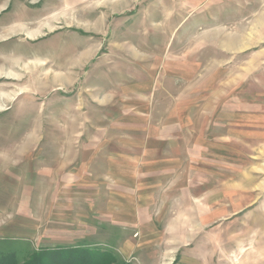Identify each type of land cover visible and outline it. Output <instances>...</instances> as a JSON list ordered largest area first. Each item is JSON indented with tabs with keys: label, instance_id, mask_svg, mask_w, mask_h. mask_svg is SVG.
Listing matches in <instances>:
<instances>
[{
	"label": "rangeland",
	"instance_id": "rangeland-1",
	"mask_svg": "<svg viewBox=\"0 0 264 264\" xmlns=\"http://www.w3.org/2000/svg\"><path fill=\"white\" fill-rule=\"evenodd\" d=\"M150 101L159 118L221 103L234 132L255 129L191 172L198 187L180 173L168 203L141 209L183 231L170 262L264 264V0H0V252L88 246L139 264L119 247L140 211L128 188L113 199L102 156L128 146Z\"/></svg>",
	"mask_w": 264,
	"mask_h": 264
},
{
	"label": "crops",
	"instance_id": "crops-1",
	"mask_svg": "<svg viewBox=\"0 0 264 264\" xmlns=\"http://www.w3.org/2000/svg\"><path fill=\"white\" fill-rule=\"evenodd\" d=\"M218 104L213 107L215 111L213 116L208 118H192L185 115L170 117V113L159 118L150 114L154 103L145 102L144 106L149 111L143 112L147 115L144 117L145 123L143 125L133 123V132L122 138L128 142V146L124 145L122 149L114 147L102 156L111 163L114 172L112 187L116 191L112 193L113 199L116 198L117 203H120L122 195H127L129 190L128 194L133 204L137 206L134 208L135 211H140L134 213L131 219L134 220L132 224L134 232L138 235L129 232L122 240L120 236V254L124 258L136 255L139 264H173L170 262L171 256L177 254L182 246L187 245L183 231L171 228L161 229L155 225V222L162 220L161 207L160 212H154V209L152 211L150 209L141 211V209L150 202L162 206L168 203V201L161 200L164 197V191L169 188L166 183L169 180H175L180 173L182 174L181 179L176 181L183 182L182 190L198 187V185L195 186L197 178L191 175V172H201L204 170L202 166L203 168L208 167L218 155V147L222 150L231 148V145L223 143L227 141V137L228 141L234 135L248 137L250 128L255 130L253 127H248L249 125L242 119H238L236 121L240 124L234 132L233 124L236 122L231 121L227 116H218L217 110L220 109L221 103ZM129 106L137 108L140 105L135 102ZM162 107L165 108V105ZM138 113L143 114L140 111ZM220 134L224 140L218 136ZM218 140L221 143H218ZM82 163L87 162L82 160ZM83 169H81L82 178L86 173V169ZM122 172L125 175H121ZM186 173L190 174L186 176ZM178 185L180 183H176L174 188L179 189ZM125 188L128 190L125 191ZM161 190L162 192H158ZM182 196L184 199V193ZM171 197L173 198L174 195ZM184 218V215L182 218L176 216L172 217V220ZM145 221H153V228L146 229Z\"/></svg>",
	"mask_w": 264,
	"mask_h": 264
},
{
	"label": "trees",
	"instance_id": "trees-1",
	"mask_svg": "<svg viewBox=\"0 0 264 264\" xmlns=\"http://www.w3.org/2000/svg\"><path fill=\"white\" fill-rule=\"evenodd\" d=\"M22 262L17 252H0V264H117L106 250L88 246L42 248L31 252Z\"/></svg>",
	"mask_w": 264,
	"mask_h": 264
}]
</instances>
